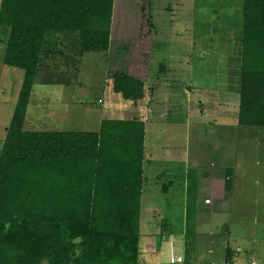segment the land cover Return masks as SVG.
<instances>
[{"label":"rangeland","instance_id":"rangeland-1","mask_svg":"<svg viewBox=\"0 0 264 264\" xmlns=\"http://www.w3.org/2000/svg\"><path fill=\"white\" fill-rule=\"evenodd\" d=\"M241 5L242 0H114L107 53L80 54L76 33L46 37L53 53L32 84L23 130L95 131L98 116H111L109 107H125V116L146 114L152 123L146 144H153L155 157L164 166L176 164L173 186L152 202L163 216L149 225L144 222L150 218L141 217L138 264H167L171 251L192 264H264V127L237 124ZM4 39L0 28V149L23 80L21 69L3 63ZM130 65L147 82H167L156 84L162 89L157 105L142 101L134 112L132 101L112 91L113 72H128ZM170 92L175 99L167 100ZM189 168L200 171L195 234L187 244L179 199ZM160 179L166 181L156 177L158 184Z\"/></svg>","mask_w":264,"mask_h":264},{"label":"trees","instance_id":"trees-1","mask_svg":"<svg viewBox=\"0 0 264 264\" xmlns=\"http://www.w3.org/2000/svg\"><path fill=\"white\" fill-rule=\"evenodd\" d=\"M113 3L0 0L3 63L23 71L0 149V264L139 263L144 122L103 119L98 132L22 128L32 84L53 53L48 33H76L80 54L105 53ZM241 17L237 124L264 127V0H242ZM111 88L123 100L144 98L142 81L123 72ZM185 176L188 244L197 170Z\"/></svg>","mask_w":264,"mask_h":264},{"label":"crops","instance_id":"crops-1","mask_svg":"<svg viewBox=\"0 0 264 264\" xmlns=\"http://www.w3.org/2000/svg\"><path fill=\"white\" fill-rule=\"evenodd\" d=\"M110 44H109V49H110ZM109 49H108V51H109ZM105 53H107V52H105ZM148 53L145 54V55H148ZM137 69L138 68H136V66L134 68H131V65H130V67L127 66V68L124 69V70H127L128 72L123 71V70L122 71L121 70L120 71L119 70H116V71H119V72L126 73L127 75H129V76H131V77H133L135 79H139L143 83V87H144V98L142 100L136 102L137 104L133 103V104H135L134 106H133V104L130 106V109L131 108H132V110L134 109L133 110L134 112L140 108L139 103L142 102V101H146L147 105H149V106L150 105L151 106L157 105V104L154 103V100L156 99L157 100V103L159 102L158 93L162 89L159 88V85H156V84H167V82L164 81V80L163 81H160L158 79V77L155 78L156 79V83H152L151 81L150 82H147L146 80L143 79L146 75H144V77L143 76L141 77L142 74L139 75V70L137 71ZM116 71H114V72H116ZM111 84H112V79H111ZM146 84H149V85H146ZM153 84H155V86ZM157 88H158V91H157ZM156 95H157V97H156ZM166 97H167V100H168V98L175 99L174 93H171V92L168 93V95H166ZM124 108L123 107L121 109L117 108L119 110H116V107H113V106L109 107V109H107L106 112L109 113V114H111V116H109V117H101L102 115L98 116V118H97L98 119V121H97V127H96L97 129L95 131H81V132H98L99 127H100V122L103 119H115V120H129V119L131 120V119H134L136 115L133 116V113H131L130 111H129L130 112L129 115L128 116H125V113H127V111ZM112 114H115V116H118L119 115V117H112ZM122 114H123V116H122ZM141 115L142 114H139L136 117L138 119L140 118L139 120L143 121L144 124H145L144 160H143V163H142L143 186H142V194H141L140 221L142 219L141 218L142 215L144 214L145 216H148L150 218V219L146 220L144 222V224L145 225L146 224L149 225L151 221L154 222L155 216L157 214L158 215L160 214V216H163V212L160 211L159 209L157 210L156 209L157 205L156 204H153L152 202H154V199L159 194H161V195H167L168 188H171L173 186V180L171 179L172 176H173V172H172L173 171V167H172V165H176V164H173L172 163L170 165L166 161V164L164 166L163 165V162L164 161L161 162L160 159H158V158L155 157L157 153H154V151H153V144L151 143V144H149L147 146V144H146L147 135H148V132H149L150 127H152V123L151 124L149 123L150 120L147 118L146 114H143V116H141ZM147 127H149L148 130H147ZM154 158H156V160L157 161L159 160V161L158 162L154 161ZM159 165H163L164 166L163 168H161L162 171H164L161 174L158 173L161 169H157V167ZM166 166H168V167L166 169H164ZM197 171L199 172L200 169L198 168ZM181 176H183V175L181 174ZM156 177H158V178L165 177L166 178V181L162 182L161 179H160L159 180L160 183L158 184L157 183V180H156ZM168 177H170V179H168ZM197 184H198V179H197ZM197 190H198V185H197ZM185 191H186V185H185V181H184V185H183V187L181 189V192H180L181 196H180V199H179V203L183 205L182 206L183 208H184L185 195H186L185 194L186 193ZM204 205H210V204H204ZM172 212H174V210ZM183 222H184V215H182V223ZM170 223L168 221L165 222V224H168V225ZM168 229H171V226L168 227ZM171 247L172 246H170V248ZM233 261L234 262L231 261V264H246L248 262H253V263L257 264L254 260H249V259L248 260H244L242 262H239L236 259H234Z\"/></svg>","mask_w":264,"mask_h":264},{"label":"built area","instance_id":"built-area-1","mask_svg":"<svg viewBox=\"0 0 264 264\" xmlns=\"http://www.w3.org/2000/svg\"><path fill=\"white\" fill-rule=\"evenodd\" d=\"M204 203L205 204H209L210 203V200L209 199H206V200H204ZM167 264H184V257L181 254H174L171 251V253L169 255V258H168V261H167ZM246 264H255V263L248 262Z\"/></svg>","mask_w":264,"mask_h":264}]
</instances>
